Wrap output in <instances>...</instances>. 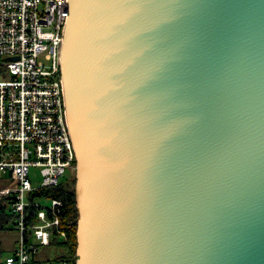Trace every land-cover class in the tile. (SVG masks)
I'll list each match as a JSON object with an SVG mask.
<instances>
[{
    "label": "water",
    "instance_id": "obj_1",
    "mask_svg": "<svg viewBox=\"0 0 264 264\" xmlns=\"http://www.w3.org/2000/svg\"><path fill=\"white\" fill-rule=\"evenodd\" d=\"M75 264H264V0H69Z\"/></svg>",
    "mask_w": 264,
    "mask_h": 264
},
{
    "label": "built area",
    "instance_id": "obj_2",
    "mask_svg": "<svg viewBox=\"0 0 264 264\" xmlns=\"http://www.w3.org/2000/svg\"><path fill=\"white\" fill-rule=\"evenodd\" d=\"M68 2L0 0V181L8 183L0 185V200L8 203L17 234L0 264H71L34 258L53 237H65L58 230L63 203L38 193L75 172L60 74ZM36 170L39 181L32 178Z\"/></svg>",
    "mask_w": 264,
    "mask_h": 264
},
{
    "label": "trees",
    "instance_id": "obj_3",
    "mask_svg": "<svg viewBox=\"0 0 264 264\" xmlns=\"http://www.w3.org/2000/svg\"><path fill=\"white\" fill-rule=\"evenodd\" d=\"M38 195L52 197L63 203V215L60 217L58 230L65 233L64 238L59 236L53 237L50 246L60 248L64 255L59 259H65L71 264L76 261V217L75 208V177H72L65 184H60L55 188L41 190ZM13 214L5 200H0V233L13 231ZM3 254L2 243L0 241V258Z\"/></svg>",
    "mask_w": 264,
    "mask_h": 264
},
{
    "label": "rangeland",
    "instance_id": "obj_4",
    "mask_svg": "<svg viewBox=\"0 0 264 264\" xmlns=\"http://www.w3.org/2000/svg\"><path fill=\"white\" fill-rule=\"evenodd\" d=\"M75 177V172H72V174L70 173V171H66V173L64 174V177L62 179H65L67 177ZM32 178H34L36 181L40 180V176L38 173V170L34 171V173L32 174ZM0 185H8L7 182H3L0 181ZM45 204V202H43ZM17 238V234L14 231H7L4 233H0V241L2 243V250H3V254L0 258V261H2L4 259V257L10 253V249L13 247L14 241ZM61 251V249H60Z\"/></svg>",
    "mask_w": 264,
    "mask_h": 264
},
{
    "label": "crops",
    "instance_id": "obj_5",
    "mask_svg": "<svg viewBox=\"0 0 264 264\" xmlns=\"http://www.w3.org/2000/svg\"><path fill=\"white\" fill-rule=\"evenodd\" d=\"M17 239V238H16ZM16 246V240L14 241L13 247L10 249L11 254ZM7 254V255H9ZM64 255V251L60 248H55L52 246H47V247H41L37 254L34 256V258L40 262H55L58 260L60 257Z\"/></svg>",
    "mask_w": 264,
    "mask_h": 264
}]
</instances>
